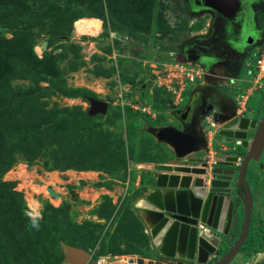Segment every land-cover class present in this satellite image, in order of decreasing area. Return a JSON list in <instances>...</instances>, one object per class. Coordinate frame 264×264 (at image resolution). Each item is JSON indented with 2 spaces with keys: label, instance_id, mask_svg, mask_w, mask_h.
I'll use <instances>...</instances> for the list:
<instances>
[{
  "label": "rangeland",
  "instance_id": "rangeland-1",
  "mask_svg": "<svg viewBox=\"0 0 264 264\" xmlns=\"http://www.w3.org/2000/svg\"><path fill=\"white\" fill-rule=\"evenodd\" d=\"M149 2V20L144 18L141 22L146 28H136L124 20L107 15L105 19H75L67 36H51L48 18L30 27L34 37L33 52L38 58L48 55L45 64L50 61V71L54 74L45 73L44 80L38 82L40 88L31 93H25L33 85L27 79L14 78L11 86L23 89L21 96H38L50 114L39 127L9 129L5 138L7 144L19 142L14 145L16 147L20 141L33 142L38 134L40 136L46 132L48 135H56V139L63 144L75 140L74 143L77 142L79 146L77 150L81 149V156L98 166L96 169L83 170L53 169L50 146H45V153L31 161L22 158L20 154L14 155L16 160L13 166L1 175V180L15 181L14 189L21 193V211L27 217L24 230L35 246L34 264H62L60 243L70 241L78 244L76 226L85 222L95 223V234L103 237L106 242V254L98 255L97 246L91 250L93 258L104 261L106 258L102 256L111 255L107 244L109 239L115 240L120 249L131 245V239L122 236L125 233L118 224L121 214H136L134 202L152 185L156 173L154 164L174 162L170 147L157 141L150 130L167 125L177 127L179 122L172 112L184 103L191 89L217 82L216 85L220 87L224 85L233 88L234 94L230 97L236 96L240 100L242 89H247L252 91L249 108L256 107L264 97V77L256 80V72L252 69L257 55L264 49V34L260 44L233 52L223 35H219L217 40L210 38L213 15L209 11L192 8L190 0ZM25 4L31 11L37 6L31 1ZM142 4L147 5V1L144 0ZM249 7L256 27H261L264 33V0H250ZM31 11L28 10L27 17L33 20ZM94 19L101 23L96 34L85 24ZM134 19L137 20L136 17ZM0 35L10 38L12 31L0 28ZM199 43H205L208 55L214 54L220 59L208 68L190 61H181L191 69L193 79L184 83L177 98V93L161 84L164 81L162 76L168 65L179 61L185 47ZM126 58L131 62L125 61ZM249 70L251 75H247ZM229 78H236L237 84L230 85ZM48 79L88 92L76 96L56 94L53 93L56 87ZM223 82L226 84L222 85ZM226 94L229 96L228 91ZM90 99L106 103L107 111L91 114ZM135 115L137 117L133 118ZM201 124L208 135L205 138L208 150L211 151L208 159L212 161L223 158L227 151L223 149L232 147L234 142L217 143L220 139H216V130L220 123L212 121V113ZM91 134L100 137V145L87 147L84 144ZM52 149L56 150V145H52ZM205 154L206 147L188 156ZM54 156L60 157V154L56 152ZM262 159L258 163L250 162L247 169L248 183L254 193L247 238L251 244L246 245L248 253L255 252L260 246L264 249ZM47 187H51L60 196L49 195ZM62 205L67 206V212L60 217L54 209ZM110 206L113 209H109ZM109 211L117 215L113 219L106 218ZM254 235L258 238L252 243ZM139 248L143 252L147 249L143 246ZM0 264H8L1 253ZM18 264L25 262L20 259Z\"/></svg>",
  "mask_w": 264,
  "mask_h": 264
},
{
  "label": "water",
  "instance_id": "water-1",
  "mask_svg": "<svg viewBox=\"0 0 264 264\" xmlns=\"http://www.w3.org/2000/svg\"><path fill=\"white\" fill-rule=\"evenodd\" d=\"M205 1L206 7L220 14L223 10L235 13L240 6V0ZM197 94L192 91L184 107L172 112L182 129L167 125L150 130L157 141L170 147L174 162L154 164L151 188L134 202V211L148 236L149 255L102 263L88 250L60 243L62 264H232L248 238L252 196L245 171L248 162L258 160L264 148V114L244 157L226 156L213 163L235 166L237 171L211 167L204 157H188L206 146L204 133L193 126ZM106 111V103L90 99L91 114ZM248 122V118L234 117L223 124L220 135L244 140L246 129L254 127L256 121L251 120L249 126ZM208 172L213 179L207 178ZM236 188L244 190V197L235 195ZM47 191L60 196L51 187ZM235 198L242 199L241 223Z\"/></svg>",
  "mask_w": 264,
  "mask_h": 264
},
{
  "label": "trees",
  "instance_id": "trees-1",
  "mask_svg": "<svg viewBox=\"0 0 264 264\" xmlns=\"http://www.w3.org/2000/svg\"><path fill=\"white\" fill-rule=\"evenodd\" d=\"M30 1L35 2L37 5L33 11L28 9L25 4ZM143 1L0 0V28L12 31L10 38L0 35V253L8 264H18L20 259L25 264H34L33 250L35 249L30 237L24 230V221L27 217L21 211L23 202L21 193L14 189L15 181L1 180V175L13 166L16 160L14 155L20 154L22 158L31 161L45 153V146H50V154H52L53 159L51 168L53 169L74 168L83 170L98 168L97 165L90 163L91 160L81 156V149L77 150L79 146H77V142L74 143L75 140L63 144L59 139H56L54 134L48 135L46 132L40 136L38 134L35 141H20V144L16 147L14 145L19 142L7 144L5 138H7L9 129L19 130L39 127L50 114L44 109L43 103L38 99V96H21L24 90L15 89L11 86V80L14 78L27 79L33 85L27 88L25 93H31L36 88H40L38 82L44 80L45 73L54 74L53 71H50L52 68V64L49 65L50 61L48 60L45 64L48 55L38 58L33 52L34 37L30 27H35L41 24L44 18H48L50 20L49 33H51V36H67L75 19L79 17L105 19L107 15L120 21L124 20V22L133 27L142 28L144 26L141 24L142 19L149 20L148 15L151 8L149 0H146L147 5L145 6L142 4ZM28 10L31 11L34 17L33 20L27 17ZM113 28L119 29V27ZM144 28L146 27L144 26ZM125 61L131 62L128 58ZM48 80L52 86L56 87V90L53 91L56 94L76 96L83 92H88L80 88L66 87L63 83L57 84L53 79ZM90 94L92 95V93ZM135 117L137 116L135 115L133 118ZM98 137L96 134H91L88 137V142H84V144L87 147L100 145L101 139ZM52 145H56L57 149H52ZM56 152L60 154L61 158L54 156ZM47 206L50 205L47 204ZM109 209H113V207L110 206ZM54 210L58 216L62 217L66 215L67 206L62 205ZM116 215L117 213L114 214L109 211L105 217L113 219ZM94 224L85 222L79 227L76 226L78 244L70 241H66V243L90 252L99 246L98 255L106 254L104 250L106 242L103 237L95 234L96 228L93 227ZM118 224L122 232L125 233L122 236L128 240L131 239L132 243L131 245H126V249H120L116 245L115 240L109 239L107 244L111 255L127 253L145 255L139 246H148V236L144 233L142 224L136 214H121ZM91 225L93 228H90ZM135 242L139 245L134 246Z\"/></svg>",
  "mask_w": 264,
  "mask_h": 264
},
{
  "label": "flooded vegetation",
  "instance_id": "flooded-vegetation-1",
  "mask_svg": "<svg viewBox=\"0 0 264 264\" xmlns=\"http://www.w3.org/2000/svg\"><path fill=\"white\" fill-rule=\"evenodd\" d=\"M205 0H190L191 6L194 9L197 10H204L209 11L212 13V19L210 23V33L213 40H217L219 35H223L228 43L229 48L231 51H236L240 48H248L253 46L254 44H260V38L263 36V30L261 27H256L253 19V13L249 7L250 0H240V6L238 11L235 13H232L230 11L223 10L222 14L217 13L216 11L208 8L205 6ZM212 31V32H211ZM260 42V43H259ZM205 43H199V45L185 47L183 52L181 53L180 59L185 61H190L193 63H196L202 67L208 68L209 66L216 63L220 58L217 57V55L211 54L208 55L205 51ZM249 73V74H248ZM247 75H251V70L247 71ZM230 85L237 84L236 78H229ZM216 83H212V85L207 86H198L189 91V93L186 96V99L184 100V103H182L177 109H182L184 105L188 102L190 98V94L192 91H197V104L196 108L194 110V120H193V126L194 129L197 132H203L205 138L208 137L205 129L203 128V125L201 122H203L207 115L209 113L215 114V118H213L212 115V121L214 123H220V127L216 130V135L220 139L217 143H222L223 141H230L234 142V145L232 147H225L223 150H227L224 152V157L226 156H237L239 158H242L246 155L248 151V145L252 141L255 133L258 131L259 123L263 117L264 114V97L263 99L259 100L256 107L249 108L248 107V101L250 99L252 91H248L247 89H242L243 93L239 94L238 97H230L232 94L231 87H225L221 83L223 87H220L216 85ZM228 85V84H227ZM245 88V87H244ZM226 91H228L229 96L226 94ZM248 108V109H247ZM251 112L253 114H251ZM238 117V118H248V126L250 125L251 120H255L254 127L250 128L248 127L245 131L246 137L244 140H237L234 138H228L220 135V131L222 129L223 124L230 121L232 118ZM178 120V119H177ZM179 125L176 127L178 129H182L183 125L178 120ZM213 140H215V137H213ZM244 143L246 147L242 145ZM210 144V143H209ZM206 149H207V155H191L190 157H204L207 159V163L211 167H223V168H234L235 171H237V167L235 166H223V165H215L213 164L214 161H223V158H216L210 161L208 158L210 155L208 154L211 152L208 150V142L206 143ZM189 157V156H188ZM264 158V148L260 154V157L258 160L251 159L248 164L245 171V179L248 183V177H247V169L250 162H260ZM211 164V165H210ZM207 178L213 179L214 175L207 173ZM250 194L252 196V210L254 206V193L252 192V188L250 184L248 183ZM241 194L244 197V190L242 188H236L235 189V195ZM236 199V204L239 206L238 209V217L240 219V223L242 222L243 217V206H242V199ZM252 214V213H251ZM250 231V230H249ZM249 236V233H248ZM248 239H246V242ZM264 263V261H263ZM262 263V264H263Z\"/></svg>",
  "mask_w": 264,
  "mask_h": 264
},
{
  "label": "built area",
  "instance_id": "built-area-1",
  "mask_svg": "<svg viewBox=\"0 0 264 264\" xmlns=\"http://www.w3.org/2000/svg\"><path fill=\"white\" fill-rule=\"evenodd\" d=\"M252 69L256 72V80L264 77V49L257 55ZM162 77L164 81L161 84L173 93H177V98H179L184 83L193 79V73L184 62L175 61L168 65L167 71ZM175 104H177L176 101ZM200 228H203V226L200 225Z\"/></svg>",
  "mask_w": 264,
  "mask_h": 264
},
{
  "label": "crops",
  "instance_id": "crops-1",
  "mask_svg": "<svg viewBox=\"0 0 264 264\" xmlns=\"http://www.w3.org/2000/svg\"><path fill=\"white\" fill-rule=\"evenodd\" d=\"M150 188H151V186L148 189H150ZM142 228H143L144 233H146L143 225H142ZM259 236L262 237V235H259ZM257 238L258 237L257 236L255 237V235H254L251 238L252 243H254ZM260 242H263V241H260ZM250 244H251V242H249V241L245 242L241 251L236 255V258L233 260L232 264H259V263H263V261H264V249L260 246L258 248V250H256L255 252L248 253L247 252L248 250L246 249V245L248 246ZM135 245H137V244L135 243L134 246ZM145 249H144L145 255H143V256L149 255V243H148L147 249L146 250ZM138 255H141V254H139V253H127V254L107 255V256H102V258L105 257L106 259L104 258L105 260L104 261L101 260V262L102 263H105V262L121 263L124 261V259H123L124 257H128V256H135L136 257Z\"/></svg>",
  "mask_w": 264,
  "mask_h": 264
},
{
  "label": "bare ground",
  "instance_id": "bare-ground-1",
  "mask_svg": "<svg viewBox=\"0 0 264 264\" xmlns=\"http://www.w3.org/2000/svg\"><path fill=\"white\" fill-rule=\"evenodd\" d=\"M88 24L89 28H90V31H92L93 33H97L99 30H100V22L99 20L97 19H94L90 22H85V24ZM47 189V188H46Z\"/></svg>",
  "mask_w": 264,
  "mask_h": 264
}]
</instances>
